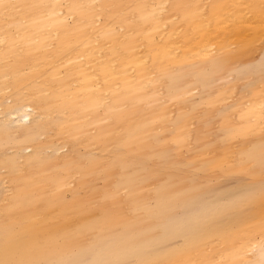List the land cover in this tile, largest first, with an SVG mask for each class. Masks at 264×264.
<instances>
[{
	"label": "bare ground",
	"instance_id": "bare-ground-1",
	"mask_svg": "<svg viewBox=\"0 0 264 264\" xmlns=\"http://www.w3.org/2000/svg\"><path fill=\"white\" fill-rule=\"evenodd\" d=\"M9 2L22 7L0 11V262L84 264L104 242L98 264H264V137H249L264 130V0ZM235 172L260 187L262 218L205 244L208 219L175 244V207ZM73 184L85 196L66 200Z\"/></svg>",
	"mask_w": 264,
	"mask_h": 264
},
{
	"label": "rangeland",
	"instance_id": "rangeland-1",
	"mask_svg": "<svg viewBox=\"0 0 264 264\" xmlns=\"http://www.w3.org/2000/svg\"><path fill=\"white\" fill-rule=\"evenodd\" d=\"M16 45V44H15ZM257 46L254 50L249 51V56L247 53H245L246 59L250 60V58H255L258 55V52L260 51ZM219 51H221L219 49ZM11 62V60H8ZM204 69V71H206ZM76 88V86H73V89ZM45 95L50 94V90H45L43 92ZM190 98H192L196 104L200 105L202 102L199 101V90L194 89L189 95ZM5 99V98H4ZM7 102L10 101V99H6ZM211 105L214 108H223L224 112L226 114L225 119H221L226 123H229L231 126L232 120H234V114H231L232 109H230L229 105L227 103H223L222 106H219L218 101L216 98L214 100H211ZM1 111V107H0ZM234 113H236L233 110ZM50 117V116H49ZM198 121V118L196 119V122ZM26 121L25 123H27ZM21 123V124H25ZM198 123V122H197ZM218 123V120H214L212 122V126H216ZM258 136L264 137V130L263 131H252L249 134L250 138H255ZM208 141L212 140L213 134L208 133ZM45 136L41 135V139H44ZM239 140V137H237ZM49 149V150H48ZM236 150V149H233ZM32 149L30 147H26L23 149V152L28 154L31 152ZM7 153L14 152V149L10 146L6 147ZM47 153H53L51 148L46 147ZM57 155H63L68 153V147L64 145H60V147L57 149ZM94 154V152L92 151ZM235 151L231 152V156L235 155ZM215 153L212 150V153H208V156L212 157ZM212 155V156H211ZM231 156L222 160L220 162V166L224 168H230L233 167L235 163H237L235 160L231 159ZM221 168H217V172H219ZM5 172V169L1 168L0 173L3 174ZM251 176L246 173H230V174H217L213 176V180L208 185V187L204 190V192L201 195H198L191 199L186 206L180 210V208L175 207L174 212L178 216V223L179 226V233L175 235V238L173 242L177 245H184L186 239L189 237L190 232L193 231L197 226L207 225L205 222L208 221V219H211L210 227L213 228L215 231V235L209 236L206 239L205 244H207L210 241L216 240L219 236L216 233L220 232H232L235 231L237 228H239L241 225H244L246 223H250L253 221H257L263 216V209H261V206L259 205L258 201H260L261 197L253 198V194L251 193L253 190H258L260 187L254 188L255 186L251 182ZM4 180V179H3ZM7 182V179L5 178L4 183ZM96 182L98 185L102 184V178L98 177L96 179ZM9 185V183L7 182ZM9 186L5 187L4 185L0 187V201L4 198V193H9ZM64 197L66 200H72L74 195L84 197L85 196V188L81 185L73 184L72 188H63ZM216 204H215V203ZM206 205V206H205ZM209 226H202V227H209ZM59 239V238H58ZM105 248V243L102 242L99 245L94 246L91 248L82 258V261L84 264H98L99 261L108 259L109 256H106L105 251L103 252ZM7 262V264H18V258H17V251L11 252L9 257L4 261ZM35 264H44L43 260H36ZM62 264H67V262H64ZM119 264H124L119 263ZM126 264H142V262L137 257H131Z\"/></svg>",
	"mask_w": 264,
	"mask_h": 264
},
{
	"label": "snow or ice",
	"instance_id": "snow-or-ice-1",
	"mask_svg": "<svg viewBox=\"0 0 264 264\" xmlns=\"http://www.w3.org/2000/svg\"><path fill=\"white\" fill-rule=\"evenodd\" d=\"M19 4L11 3L9 0H0V11L5 14V17L10 15L16 9L21 8ZM0 264H7V262H0Z\"/></svg>",
	"mask_w": 264,
	"mask_h": 264
}]
</instances>
